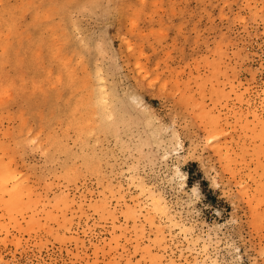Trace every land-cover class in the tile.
<instances>
[{
	"label": "rangeland",
	"instance_id": "rangeland-1",
	"mask_svg": "<svg viewBox=\"0 0 264 264\" xmlns=\"http://www.w3.org/2000/svg\"><path fill=\"white\" fill-rule=\"evenodd\" d=\"M240 261H264V0H0V264Z\"/></svg>",
	"mask_w": 264,
	"mask_h": 264
},
{
	"label": "snow or ice",
	"instance_id": "snow-or-ice-1",
	"mask_svg": "<svg viewBox=\"0 0 264 264\" xmlns=\"http://www.w3.org/2000/svg\"><path fill=\"white\" fill-rule=\"evenodd\" d=\"M67 7V6H65ZM76 31H79V29L77 28ZM81 44H84V41L81 40ZM84 47L86 48V45H84ZM129 51H131V49H129ZM137 67H140V65H137ZM213 120H215V118H212ZM219 131L218 127H213V126H209L206 129V134L204 136V140H205V144L206 145H211L214 142L218 143L220 136L225 135L222 131H219V135H217V132ZM39 143V139H29V144L31 145L33 151H39V152H43V149H37L36 145ZM238 264H245V262L240 261L238 262ZM261 264H264V261L261 262Z\"/></svg>",
	"mask_w": 264,
	"mask_h": 264
},
{
	"label": "bare ground",
	"instance_id": "bare-ground-1",
	"mask_svg": "<svg viewBox=\"0 0 264 264\" xmlns=\"http://www.w3.org/2000/svg\"><path fill=\"white\" fill-rule=\"evenodd\" d=\"M6 43V42H5ZM39 47V46H38ZM65 60V59H64ZM68 60V59H67ZM81 60V59H80ZM75 67V66H74ZM67 68V67H66ZM71 71H73V70H71ZM75 75V74H74ZM76 75H78V74H76ZM99 79V78H98ZM106 80V79H105ZM85 84H87V83H85ZM2 86V85H1ZM107 86V85H106ZM85 87V86H84ZM93 90V89H92ZM87 92V91H86ZM5 93V92H4ZM101 93V92H100ZM104 94V93H103ZM91 95H92V93H91ZM104 95H106V94H104ZM80 96V95H79ZM81 96H83V95H81ZM106 96H108V95H106ZM77 110V109H76ZM110 110V109H109ZM76 113V112H75ZM92 114V113H91ZM93 115V114H92ZM114 118V117H113ZM93 119V118H92ZM92 121H94V120H92ZM88 122V121H87ZM90 122V121H89ZM70 123V122H69ZM87 124V123H86ZM80 126V125H79ZM87 127H89V126H87ZM85 131V130H84ZM89 131V130H88ZM8 136V135H7ZM13 142V141H12ZM6 146V145H5Z\"/></svg>",
	"mask_w": 264,
	"mask_h": 264
}]
</instances>
